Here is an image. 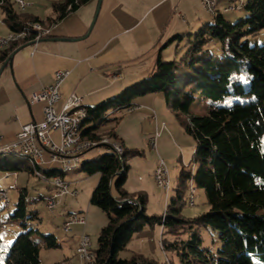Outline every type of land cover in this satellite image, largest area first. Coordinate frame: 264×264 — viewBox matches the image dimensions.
Segmentation results:
<instances>
[{"label":"trees","instance_id":"obj_1","mask_svg":"<svg viewBox=\"0 0 264 264\" xmlns=\"http://www.w3.org/2000/svg\"><path fill=\"white\" fill-rule=\"evenodd\" d=\"M88 1L54 2L56 16L49 21L21 8L18 10L13 0H0V5L12 31L19 32L35 22L57 23ZM215 1L213 11L208 12L213 21L203 24L194 33L182 58L191 66L190 74L181 79V65L177 61L164 60L159 53L151 76L95 107H86L88 114L83 120L81 135L100 142L108 133L100 127L112 120L110 109L113 112L130 109L135 97L161 91L172 102L186 131L197 140L192 159L195 170L182 169L167 211L161 216L147 214L145 193L129 192L124 187L129 170L126 158L130 152L123 145V154L112 151L83 163L84 171L100 175L90 201L109 217L108 224L99 233L98 247L93 249L94 259L90 264H153L140 256L121 258L119 253L127 248L136 232L155 224L162 226V249L174 252L179 264H264V43H250V38L264 29V0H247L244 8L248 15L237 22L226 18L218 7L220 0ZM238 8L230 5L225 11ZM176 39H183V35H175L168 43ZM34 40L31 35L14 42L8 51L0 52V62L5 61L15 48ZM212 41L220 42L219 52L207 47ZM197 93L215 105L205 115L183 117ZM228 97L236 98V101L230 105L217 104ZM110 134L116 137L113 132ZM99 145L105 144L96 146ZM76 166L64 170L72 171L78 168ZM22 168L20 164L0 161V169L5 171L16 172ZM38 168L47 178H64V172L58 169ZM31 170L36 174L34 167ZM189 180L192 188L196 185L205 190L210 206L209 210L194 217L183 213ZM113 185L116 195L112 192ZM192 188L189 201L192 198L190 204L193 205ZM26 215L22 191L10 219L19 220ZM32 216L36 213L32 212ZM3 226L0 218V245ZM203 228L217 232V248L204 246ZM42 246L57 247L59 243L53 234L36 237L32 229L23 231L11 244L4 264H42Z\"/></svg>","mask_w":264,"mask_h":264},{"label":"rangeland","instance_id":"obj_2","mask_svg":"<svg viewBox=\"0 0 264 264\" xmlns=\"http://www.w3.org/2000/svg\"><path fill=\"white\" fill-rule=\"evenodd\" d=\"M171 1L173 4V2L177 0ZM246 1L247 0H220L218 7L226 18L232 22H237L242 17L248 15V12L244 8V3ZM179 2L181 4L177 14H179V17L180 15L182 16L181 19L187 21L192 14L200 13L203 14L205 18H209V21L205 22V24L213 21V16L206 11L202 0H179ZM230 5L238 6L239 8L225 11L226 7ZM163 8H166V5ZM175 8L174 6V9ZM80 14L81 11L78 13H71L69 15V20H74L75 17L78 18ZM170 16H172V14H170ZM151 18L150 16L146 21L144 18L137 25L138 28L135 33H145V31L148 30ZM167 19H169L168 16L166 17V20ZM58 23H63V20L58 21ZM48 25L50 24L46 22L45 26ZM199 28L200 27L192 28L191 30L187 29L188 31L181 33L183 39H176L165 48H161L163 45H160L155 49L156 54L159 50L163 49V52H165L162 55L164 60L177 61L181 65L179 71V77L181 79L192 72L191 66L186 64L182 58L188 50L187 46L189 40L193 39L194 33H196ZM10 33L11 32L0 34V37H7ZM190 33L192 35H189ZM130 37L131 36H128L127 38ZM123 41H125L124 38L119 39L117 41V46L123 45ZM250 43L263 44L264 29L257 36L251 37ZM12 44L9 43L0 48V52L4 50L8 51ZM124 46L127 47V44H124ZM207 47L213 52H219L221 45L220 42L212 41ZM150 61L151 53H147V56L139 60L118 64L117 70L122 69L121 75H119L122 77L115 87L125 84L122 88L123 90L151 76L152 69L149 64ZM235 101L236 98L228 97L217 102V104L230 105ZM132 103L135 106L133 111L124 108L113 112V109H110L109 113H111L110 118L112 120L103 124L100 130L108 132L106 133L107 136H103L104 138H107L113 143H122L121 145L124 146L125 150L130 152L126 158V164L129 166V170L124 187L129 192L145 193L147 195V214L150 216H161L167 211L169 198L173 195L178 185V176L182 169L190 168L193 171L195 170L192 159L194 150L197 146V140L192 134L186 131L185 126L182 125L177 116V111L172 107V102L168 101L164 92H153L137 96L133 99ZM214 105V102L210 99L204 98L197 93L195 100L189 107L188 113H183V117L188 118L190 115H205L208 113V109ZM11 130L12 128L10 125L9 132ZM110 132L116 134V137L110 134ZM51 136L55 144L60 146L62 143L60 131L52 130ZM112 151L114 152L110 146H95L81 155L80 163L76 166L78 168L72 171L64 170L65 167L63 163L60 160L52 161L51 154L45 151L44 163L41 165V169H58L63 171L64 177L72 183L73 189L76 188L79 192L77 196L71 194L63 196L54 211L48 208L44 200V197L49 196L52 192L53 176L46 179L42 176L43 172L41 170V176L34 174L31 170V168L34 167L32 161L25 157L22 158L7 153L0 155V161L20 164L24 167L21 170H17L16 175L11 171L0 169V190L6 189V196L8 200L10 198V205L8 206H5L4 202L0 200V218L4 222L1 231V264L5 263V255L16 236L30 229L33 230V235L36 237L53 234L56 236L59 243L57 247H41L40 260L42 264H81L79 255H77V244L76 241L73 240L76 236L74 234H76V232L78 233L79 230L80 234L84 231L90 236L92 248L97 249L99 233L101 229L108 224L109 217L98 205L92 204L90 201L100 175L98 173H87L83 170L82 165L86 161L93 160L102 154ZM160 160H164L170 174L171 189L168 196L166 192L158 186L154 177V172ZM114 181H116V177ZM191 185V180H189L188 187L185 191L186 202L183 207V213L186 216L194 217L209 210L210 206L205 190L196 185H193L196 187L194 193L195 203L193 205L190 204L189 196L191 194ZM22 191L25 193L27 215L25 218L20 217L19 220L10 219V215L14 213L17 207ZM112 192L116 194L114 185ZM80 211H83L82 213H86L87 215L86 226L84 227L82 225L79 227L74 225L71 232H66L64 223L67 221L68 215L71 214H68V212L80 214L77 213ZM32 212H35L36 216H32ZM202 234L204 246H210L212 248L218 247V235L216 231L211 228H203ZM161 239L162 226L160 224H155L153 226L146 225L133 235L127 248L121 251L119 256L127 259H131L133 256H140L153 264H179L178 258L174 252L170 250L164 251L162 249ZM93 249L90 251L94 252Z\"/></svg>","mask_w":264,"mask_h":264},{"label":"crops","instance_id":"obj_3","mask_svg":"<svg viewBox=\"0 0 264 264\" xmlns=\"http://www.w3.org/2000/svg\"><path fill=\"white\" fill-rule=\"evenodd\" d=\"M27 1L29 6L22 11L49 21L48 19L56 16L53 3L61 0ZM98 1L89 0L84 4L76 11L77 13L81 11L78 18L69 20V14L62 19L63 23L57 22L54 29L52 28L50 37L18 50L11 62L3 69L0 75L2 142L15 139L22 125L43 120L44 103H32L31 96L42 85L52 83L56 71L70 72L60 87L61 96L55 104L57 110L62 109L73 93L83 98L86 107H95L117 96L125 86L124 84L115 87L122 77L119 76L122 69L117 70L118 64L139 60L147 56V53H151L149 64L153 72L158 54L165 53L162 49L156 54L155 49L158 46L163 45L161 48H165L175 35L200 27L209 21V18H205L200 13L188 15L187 21L181 19L182 16L179 17L177 14L181 4L179 0L173 4L171 0H102L93 26L94 30L88 33L95 17ZM15 5L18 10H21L16 2ZM165 5L166 8H163ZM4 16L0 5V34L12 31ZM150 16L152 18L148 30L145 33H135L137 25ZM167 16L169 19L166 20ZM128 36L131 37L127 38ZM121 38L125 41L123 45L117 46V41ZM124 44H127V47ZM3 62H0V68ZM10 125L12 130L9 132ZM12 173L16 174V172ZM74 235L76 236L73 240L78 246L80 230Z\"/></svg>","mask_w":264,"mask_h":264},{"label":"built area","instance_id":"obj_4","mask_svg":"<svg viewBox=\"0 0 264 264\" xmlns=\"http://www.w3.org/2000/svg\"><path fill=\"white\" fill-rule=\"evenodd\" d=\"M19 1L23 9L29 6L27 0H16ZM204 8L207 12L211 11L214 6L215 0H202ZM12 32V31H10ZM11 34V33H10ZM10 34L7 37H0V42H10ZM34 35H36V42L39 40L49 37L42 35L40 31L34 30ZM68 70H58L54 75V80L50 84H44L42 87L34 92L31 96V102H43V114L44 118L42 121H33L22 125L20 131L17 133L15 139L2 142L0 137V147H5V149H15L20 152H31L35 153V156L44 163V153L48 151L51 154L52 161L60 160L63 164L66 161L74 160L78 155L84 154L91 148H80L77 141H75L76 133L74 136H67L66 126L72 124L76 120V117L82 114H88V111H81L75 114L73 119H66V108L70 105L76 103H83V98L77 94H72L62 106V109L58 111L55 107L56 102L60 99V87L64 80L69 75ZM135 106L131 107L129 110L133 111ZM52 130H59L61 134V145L57 146L51 136ZM155 141V140H154ZM113 150H118L116 146H110ZM16 175V174H15ZM46 179L47 176L42 175ZM154 176H160L162 183H168L169 173L166 172V164L164 160H160L158 166L154 172ZM53 189L49 196H47L46 205L51 211H54L60 199L71 194L77 196L79 194L78 190L73 189L72 183L64 178H55L53 176L52 181ZM0 200L2 202H7L5 191H0ZM87 224L86 213H80L78 217H75L69 223H64V228L66 232H71L74 225ZM92 248V241L90 236L86 232H82L80 241L77 246V255L81 264H90V250Z\"/></svg>","mask_w":264,"mask_h":264},{"label":"bare ground","instance_id":"obj_5","mask_svg":"<svg viewBox=\"0 0 264 264\" xmlns=\"http://www.w3.org/2000/svg\"><path fill=\"white\" fill-rule=\"evenodd\" d=\"M16 3L18 4L19 8L22 9L20 2L16 1ZM214 6H215V3H214ZM214 6L211 8V11H213ZM30 26L23 28L19 32L12 31L10 34V42H0V48L6 46L9 43L10 44H12L14 42L16 43L18 41L26 39L27 37H30L31 35H34V30L40 31L42 35L50 36V35H52L51 32L54 29L53 27L55 26V24H52V25L50 24L48 26H45L40 22H35L32 24L31 27ZM34 39H35L34 41L36 42V35H34ZM81 111H87V108L84 105V103H76V104L68 106L66 108V119H73L75 117V114L80 113ZM86 116H87V114H82V115L76 117V120L73 121L72 124H70L69 126H66L67 136H74L75 132H81V126H82L83 120L86 118ZM75 141H77L78 146L80 148H92V147H94L100 143V144H105V145H109V146H116L118 148V150H114V151H116L118 154H121L123 152V148H122L120 143L110 142L107 138H102L100 140V142H96V141L90 140L87 137H82L81 133H76L75 134ZM3 153L18 155V156H26L27 159L32 161L36 174L38 176H41L42 173L39 170L38 166H41L43 163L41 160H39L38 157L35 156V153L20 152L19 150L5 149V147H0V154H3ZM80 158H81V155H78L76 158H74V160L66 161L63 165H64V167L77 165L80 161ZM166 172L169 173L167 166H166ZM154 177H155V180H156L158 186L161 187L166 192V194L168 196L170 189H171L170 174H169L168 183H162V179L160 178V176H154ZM55 178H62V177L56 176ZM0 191H5V195L7 193L6 189H1ZM195 191H196V189L193 187L192 193H195ZM6 199H7V202H4V204H5V206H8V205H10V201H9L10 198L8 200V197L6 196ZM44 200L46 202L47 197H45ZM191 203H193L192 198H191ZM78 215L79 214H75V213L69 214L67 221L65 223H69L75 217H78ZM93 259H94V254H93V252L90 251V263L93 262Z\"/></svg>","mask_w":264,"mask_h":264},{"label":"water","instance_id":"obj_6","mask_svg":"<svg viewBox=\"0 0 264 264\" xmlns=\"http://www.w3.org/2000/svg\"><path fill=\"white\" fill-rule=\"evenodd\" d=\"M101 4H102V0H99V1H98V5H97V9H96V13H95V17H94V19H93V21H92V23H91V25H90V28H89L88 33L93 29V26H94V24H95V22H96V19H97V17H98V14H99V11H100V8H101ZM88 33H87V34H88ZM57 39H61V38H57ZM61 40H75V39H66V38H63V39H61ZM34 43H36V42H35V41H30V42H28V43H26V44L20 46V47L17 48L16 50H14V51L9 55V57L5 60L4 64L1 66V68H0V75H1V73H2V71H3V69L8 65V63L11 62L12 57L14 56V54H15L18 50H20L21 48H23V47H25V46H28V45H30V44H34Z\"/></svg>","mask_w":264,"mask_h":264}]
</instances>
